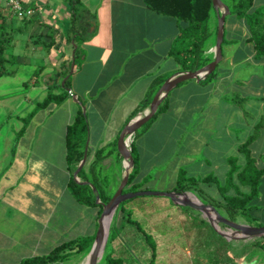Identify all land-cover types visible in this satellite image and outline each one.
Listing matches in <instances>:
<instances>
[{"label": "crops", "instance_id": "0c3cea01", "mask_svg": "<svg viewBox=\"0 0 264 264\" xmlns=\"http://www.w3.org/2000/svg\"><path fill=\"white\" fill-rule=\"evenodd\" d=\"M22 1L36 9L35 22L13 25L8 43L31 44L34 56L8 59L6 68L13 74L0 76V264H20L47 256L64 243L97 235L100 206L81 204L69 187L73 173L67 162L68 129L82 110L88 123L82 148L87 154L83 169L88 172L97 152L104 150L97 173L102 179L110 171L112 184L106 190L108 194L110 190L117 191L125 167L113 144H118L122 130L133 120L131 115L147 96L153 81L159 77L166 81L184 72L171 51L181 29L188 26L185 21L152 10L144 0H79L84 11L77 24L88 29V34L81 42L82 62L71 74V96L60 106L39 110L19 137L25 119L47 96L49 87L63 83L60 74L68 64L72 65L75 52L70 31L74 6L68 0ZM1 5L6 6L3 2ZM215 15L218 16L216 10ZM240 21L244 23L241 42L252 47L250 58L263 67L264 76V61L255 59L254 45L248 41L249 28L244 20ZM214 24L213 19L212 28ZM227 39L229 47L239 44L233 36ZM205 49V57L213 62V38ZM233 57L223 54L220 64L233 70L238 65ZM225 70L211 80L186 81L170 92L167 110L135 139L140 164L135 183H145L152 175L150 170L162 165L167 169L169 166L170 174L178 178L184 166L205 162L201 156L210 143L217 144L213 139L225 104L229 121L242 112V119L252 118L256 128L259 119L264 118L263 110L256 113L258 117L249 111L246 115L241 106L226 101L221 84L232 74ZM244 97L250 98L246 103L254 99ZM255 99L263 108L264 96ZM238 160L243 167L246 161ZM190 174L197 177V173ZM177 183L168 192L174 191ZM189 199L197 203L195 197ZM214 236L219 239V235ZM232 244L227 243L224 250L223 241L219 240L212 249L207 240L203 241L199 263L264 264L262 250L240 249ZM209 256L214 259L208 260Z\"/></svg>", "mask_w": 264, "mask_h": 264}, {"label": "rangeland", "instance_id": "374dc122", "mask_svg": "<svg viewBox=\"0 0 264 264\" xmlns=\"http://www.w3.org/2000/svg\"><path fill=\"white\" fill-rule=\"evenodd\" d=\"M222 1L226 5L230 2V0ZM263 6L264 0L255 1V9ZM216 18L218 19V16ZM217 19L214 21L215 24L213 27L215 31V36L213 37L215 46L218 30ZM19 22L32 24L35 22V17L31 19H20L16 17L9 8L0 5V36L4 31L3 38L7 48V59H28L30 56H34L32 53L33 46L31 44L26 45L25 42H16L13 44L12 42L9 45L8 43L9 36L11 37V35H13L11 27ZM243 25L244 23L238 20L236 16H228L226 22L227 38L233 36L239 41V44L234 47L225 45L223 47V54L225 56L228 54L234 56L233 58L238 65L231 70L225 66V63H222L218 67L217 72L227 69L225 73L232 74L229 80L226 79L221 84V87L224 88L226 101L231 100L230 98L235 96L253 97L254 99L252 101L244 104L243 111L247 113L250 112L249 114H251V116L254 114L258 117L256 113H258L259 110L264 111V107L261 108V103L255 99L256 97L264 96L263 67L260 64L257 65L252 58H250L253 51L252 47L241 42L244 37ZM226 105L227 104H225L224 111L217 120V138L215 137L213 139L217 141V144L210 143L208 151L204 152L201 156V160L205 162L201 163L200 161H196L193 165L189 164L182 169L185 171L188 181L189 179L195 178L190 174L191 171L197 173L196 179H203L206 177H211L212 179L209 182L200 181L197 186L190 191H178V193H186L188 197H195L202 201L203 204L215 207L221 216L235 224L259 227V224H264V178L261 184L260 196L254 203L255 210L253 211V217L256 218L253 220L252 224L243 217H238L235 221H232L220 207L211 203V200H215L221 204L225 203L221 191L227 188L228 185L230 177L229 172L232 168L229 160L235 157L240 159L243 163L246 161L245 156L237 152V148L239 144L241 145L248 140L249 135L255 133L252 118L250 120L247 119L248 121L242 119V112L241 114H236V117L234 116L232 119L233 121H229V118H227L228 113ZM259 120L261 122L262 119L260 118ZM147 127L144 129L146 130ZM142 131L143 130H140L138 135H142ZM210 140L211 138H209V141ZM252 151L253 156L258 160V166L264 167V121H262L259 138L252 145ZM150 172L152 175L147 177L141 189L148 186L150 188L149 191L168 192L179 179V177L177 178L170 174L169 166L167 169V166L164 167L162 165L161 167L151 169ZM107 173H109L107 177L102 178L105 189L109 187L110 183L112 184L113 179L112 173L110 171H107ZM79 180L81 181L80 177ZM234 183L240 186L237 175H234ZM196 188L200 189L203 193L202 196L196 191ZM242 189L245 191L248 188L244 187ZM116 192L117 191L110 190L109 195L113 197ZM92 194L97 199L99 191L93 189ZM184 207L185 206L177 205L167 197L156 196L136 197L121 204L115 212L114 218L110 224L109 239L104 256L100 259L99 264H106L105 258L107 255L121 257L125 261V264H149L152 259V248L142 230L150 235L152 240L157 243L158 256L156 264H200L198 258L199 248L205 240L208 241L212 249L216 242L219 243V240H222L223 245L221 246L224 250H227V243H233L232 245H238L240 249L243 247H255L263 251L258 243H262L264 237L246 238L242 231L231 228L219 221L215 223V221L212 220L211 224L204 213ZM130 211L132 212V219L139 223L142 230H139L137 225L131 224L128 221L127 213ZM215 214L217 215V213ZM220 232L225 233V235H222ZM214 235H219V239L215 240ZM92 247L93 245L87 250L89 252L85 251L84 253H79L74 250L67 259L57 264H87ZM262 253H264V251ZM211 257L209 256L208 260L211 261V259H214L213 256ZM263 257L264 254L261 258Z\"/></svg>", "mask_w": 264, "mask_h": 264}, {"label": "trees", "instance_id": "16d2710c", "mask_svg": "<svg viewBox=\"0 0 264 264\" xmlns=\"http://www.w3.org/2000/svg\"><path fill=\"white\" fill-rule=\"evenodd\" d=\"M74 7V23L71 28L72 39L74 40L75 48V67L82 62L83 50L81 48V42L88 34V29L78 25L81 11H84L79 0H68ZM256 0H230L227 4L230 8V15L236 16L240 20H244L249 28L250 37L248 41L254 45L255 59L257 61H264V6L260 8H254ZM149 8L152 10L174 17L179 21H185L188 26L185 29H181L177 40L172 48L171 54L175 57L177 63L181 66L182 71H196L211 62L210 58L205 57L206 43L215 36V31L211 27V23L216 17L213 0H144ZM1 5V2H0ZM28 19V18H24ZM217 27V21H216ZM218 33V30H217ZM4 31L0 36V76L13 74L8 71L6 64L8 59L6 58V45L4 43ZM229 43L227 39V32L225 29V36L223 41V47ZM67 69L64 70L60 76L65 80L69 76V79L65 82V85L55 83L49 87L47 96L42 102L37 103L32 113L25 119L24 126L19 132V137L26 131L31 119L41 109L49 106H60L71 94L68 89L71 88V64H68ZM217 75V70L209 75L206 80H211ZM165 81L164 78H156L147 96L142 101L141 105L133 112L130 120L134 119L140 112L146 109L152 102L159 87ZM56 89H59V93H54ZM232 102L244 108V104L250 100L249 97H232ZM169 105V96L165 99L160 106L158 112L149 122H153L160 114L165 112ZM248 115L247 112H245ZM129 120V121H130ZM262 121L256 126L255 133L248 139L247 142L239 146V152L246 158V163L242 167L238 165V159L233 157L229 161L232 168L229 172V181L227 188L223 189L222 196L224 204L211 200V203L217 207H220L229 219L235 221L238 217H243L250 224L256 217H253V211L255 210L254 203L261 193V184L264 178V167L258 166V160L253 156L252 145L259 138ZM147 124V126L149 125ZM145 126V127H147ZM88 135V123L86 117L80 110L75 122L68 129L67 136V162L72 176L69 182L71 193L75 199L81 204L87 206H100L101 212L103 210L102 204L97 203L96 197L92 194V187L90 185L80 184L74 178V173L78 169V165L81 163L84 157L82 148L85 145ZM138 136V135H137ZM137 138V137H136ZM135 142V141H134ZM132 144V155L134 158V168L130 174L128 185L126 186L124 193L136 192L141 190L142 184L135 183V178L139 174L140 164L139 156L136 150L135 143ZM117 142L113 144L115 147ZM104 150H100L96 154V160L91 164L89 171L82 169L79 177L82 182L92 183L99 191L100 200L103 204L109 203L112 196H110L105 189L103 180L97 173V166L103 159ZM234 175H237V179L240 186L234 183ZM212 178L206 177L203 179L192 178L189 181L186 178L185 171L181 170L177 187L174 191H190L195 188L200 181L209 182ZM186 181V182H185ZM248 188L243 190L242 188ZM196 191L202 196L203 193L200 189L196 188ZM211 199V198H210ZM125 203V202H124ZM122 203V204H124ZM189 208V207H184ZM128 221L131 224L137 225L139 230H142L139 223L132 219V212H128ZM259 227L264 224H259ZM145 237L152 248V259L149 264H156L157 259V243L152 240V237L148 235L144 230ZM95 237L89 239H82L74 242L64 243L55 248L49 255L43 257H35L22 261L20 264H57L69 257V255L76 250L79 253L87 251L94 243ZM258 245L264 251V240ZM89 252V251H87ZM86 252V253H87ZM106 264H125V261L121 257H114L113 255H107Z\"/></svg>", "mask_w": 264, "mask_h": 264}, {"label": "water", "instance_id": "95a60500", "mask_svg": "<svg viewBox=\"0 0 264 264\" xmlns=\"http://www.w3.org/2000/svg\"><path fill=\"white\" fill-rule=\"evenodd\" d=\"M213 5L215 10L218 14V33H217V41L215 46V58L213 62L210 64L196 70V71H186L180 72L173 75L171 78L167 79L160 87L158 92L155 94L152 102L150 105L140 112L130 123H128L125 128L122 130L118 144L117 150L119 155L122 158L124 163L125 172L123 175L122 183L115 193V195L111 198L109 203L103 204L100 200V195H97V203L103 205V212L99 218L98 224V232L93 244V255L91 259V264H99L100 261V254L104 256L105 248L109 239L110 235V227L105 228L104 220L109 214H113L117 211L118 207L133 198L142 197V196H161L167 197L174 203L180 206L189 207L195 210H198L207 216L211 210H213L218 215V221L222 224H225L231 228L236 230L242 231L246 238L249 237H264V227H255V226H246V225H239L235 224L225 217L221 216L215 207L206 205V204H197L189 199L186 193H178V192H154V191H136V192H129L124 193V190L129 182L130 174L134 168V158L132 155V144L135 141L137 135L139 134L140 130H144L145 126L153 119V117L158 112L160 106L163 104L165 99L169 96L170 92L179 86L180 84L190 81V80H197L199 82L206 80V78L214 73L217 69V66L221 63L223 59V41L225 36V24L226 18L230 14V8L226 5L222 0H213ZM224 7V11L220 10V7ZM76 48V46H75ZM75 55V52H74ZM75 70V59L72 61L71 65V74ZM69 79V76L65 78L62 85H65V82ZM71 93V89H68ZM73 99L78 101L77 96L72 95ZM130 138V142L127 143V140ZM87 162V154L85 153L83 160L81 161L77 171L75 172L74 178L80 184L90 185L94 190L97 188L88 182H82L79 180V174L81 170L85 167ZM210 223L212 224L213 218L208 217ZM222 235L225 233L220 232ZM239 238V237H238Z\"/></svg>", "mask_w": 264, "mask_h": 264}, {"label": "built area", "instance_id": "2783aa9c", "mask_svg": "<svg viewBox=\"0 0 264 264\" xmlns=\"http://www.w3.org/2000/svg\"><path fill=\"white\" fill-rule=\"evenodd\" d=\"M0 2H3L20 19H31L36 16V9L26 5L22 0H0Z\"/></svg>", "mask_w": 264, "mask_h": 264}, {"label": "bare ground", "instance_id": "6f19581e", "mask_svg": "<svg viewBox=\"0 0 264 264\" xmlns=\"http://www.w3.org/2000/svg\"><path fill=\"white\" fill-rule=\"evenodd\" d=\"M220 9L222 10V12L224 11V7H223V6H221ZM129 142H130V138L127 140V143H129ZM196 200H197V204H203V202L200 201L199 199L196 198ZM114 214H115V213H113V214H109V215L105 218V220H104V226H105L106 229L110 227V224H111V222H112V220H113V218H114V217H113ZM206 217H211V218H213V220L215 221V223L218 222V216L213 212V210H211L210 213H209ZM92 255H93V248H92V250H91V252H90V255L88 256L87 264H91ZM102 258H103V255H102V253H101V254H100V259H102Z\"/></svg>", "mask_w": 264, "mask_h": 264}]
</instances>
